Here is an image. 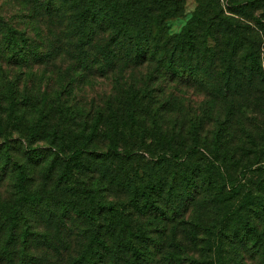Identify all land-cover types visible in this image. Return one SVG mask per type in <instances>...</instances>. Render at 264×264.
Masks as SVG:
<instances>
[{
  "label": "trees",
  "instance_id": "16d2710c",
  "mask_svg": "<svg viewBox=\"0 0 264 264\" xmlns=\"http://www.w3.org/2000/svg\"><path fill=\"white\" fill-rule=\"evenodd\" d=\"M29 7L51 19V31L46 28L56 41L50 50L71 63L62 91L76 79H112L117 87L95 109L69 100L60 104L57 94L35 97L39 107L26 97L21 104L11 95L0 99V113L6 115H0V186L8 181L16 191L10 200L0 192V261L14 262L17 255L23 261L26 250L17 252L14 237L28 235L27 213L52 208L80 216L92 227L101 222L109 234L114 228L127 232L134 210L175 226L187 224L191 229L183 228L185 237L190 230L205 229L221 246L250 245L252 254L264 260V233L250 218V213L264 215V167L253 169L264 157V18L254 22L255 31L233 19L250 22L248 12L263 9L264 0L231 2L226 11L218 0H198L173 34L169 22L183 16L181 0H30ZM0 31V52L5 49L9 62L40 59L25 32L2 19ZM135 74L140 83L122 87L120 82H131ZM155 81L167 89L183 87V92L161 99L150 87ZM29 108L34 117L27 134H19L25 162H12L8 123L27 119ZM258 121L263 128L254 134ZM101 126L109 138L100 152ZM34 143L45 146L32 148ZM245 143L259 152L246 150ZM43 152L53 157L49 189L46 182L33 187L29 173L31 163L48 161ZM203 160L210 166L204 172ZM254 173L261 175L255 184L249 179ZM227 185L230 196L222 197ZM113 197L126 201L120 207L108 201ZM206 205L212 207L214 223L191 220L196 208ZM175 231L173 237L179 234ZM98 245L89 236L83 254L65 263L104 264ZM53 256L60 252L54 249Z\"/></svg>",
  "mask_w": 264,
  "mask_h": 264
},
{
  "label": "rangeland",
  "instance_id": "374dc122",
  "mask_svg": "<svg viewBox=\"0 0 264 264\" xmlns=\"http://www.w3.org/2000/svg\"><path fill=\"white\" fill-rule=\"evenodd\" d=\"M29 1L30 0H0V19H2L5 24L18 31L25 32L27 37L34 42L37 47L36 53L38 57H40L38 60L23 61L16 65V62H9L7 60V53H4L5 49H2L0 52V99L5 100V96L11 95L15 97V99H18V102L21 104L25 103L23 98L26 97L29 98L31 102H36L35 105L39 107L41 100L36 101L35 97H54L55 94H57L58 96H55L54 99L56 97H61L60 104L65 105V102L69 100L72 104L78 106V108L84 105L91 106V104L92 108H98L97 105H101L107 101V99H105L106 97L114 94V88L117 87V84H115L112 79L104 78H90L87 80L76 79L74 85L70 86L69 84L64 88V91H62V86L66 84L65 80L62 79L67 71L65 68L70 66L71 63H63L58 57L56 59L57 51L55 49L52 51L50 50L56 38L54 34L51 35L47 30V28L50 30L49 27L51 25L49 22L51 19L47 16H43V14L39 12L33 11L31 7H29ZM150 1L151 0H149V2ZM181 1L183 16L169 22L168 28L169 32L172 34L180 31L181 27L194 12L198 4V0ZM236 1L243 0H218L221 8L225 11L228 4ZM248 13V18H251L249 20L250 22L239 19L240 17L236 16L233 19L239 27L245 28V26L249 25L255 27V29H253L254 31L258 30L259 26L254 22L256 20L261 21L262 18H264V8L261 10H251ZM53 21L56 22L55 20ZM53 33L56 34L55 31H53ZM2 39L3 34H1L0 31V46H2ZM263 47L264 40H262V48ZM57 48L58 45L56 46V49ZM124 81L120 82L124 88L126 87V83H134L135 85L140 83L138 74L132 77L131 82L128 80ZM166 86L167 84L162 83V81H155L150 84V87H153L157 91V96L161 99L166 100L165 94H167L168 97L173 96L175 98L181 96L183 87L175 86L176 88H174V85H170V89H167ZM103 108H105V106ZM28 112L29 115L24 121L18 119V122L13 121L12 124L8 123L9 128L13 130V134H11L12 140L10 141L12 162H25L23 149L20 146L22 143L19 142V138L22 137V135L19 134L28 131L30 121L34 117L30 115V113L33 112L32 108H29ZM0 115L2 118L6 116L5 113H0ZM53 116H56V114L54 113ZM15 118L16 116L14 119ZM254 127V134H258L260 129L262 130L263 128L260 121H258ZM254 127L251 131H253ZM212 130L214 132V129ZM0 131H2L1 128ZM212 133L210 135L211 137ZM97 135L99 136L98 147L101 152L102 148L108 144L109 135L102 126ZM205 135L204 133L203 136ZM44 146L45 143H34L32 148ZM251 148L253 151L259 152V149L255 148L254 145L251 147V145L245 143L246 150ZM43 153L44 154H41L43 160L48 161L45 163L43 162V164L39 166H36L40 162L39 160L36 163H31L33 166H30L29 173L34 179L33 187H38L39 183L46 182L42 184H46L49 189L50 187L48 184L52 179L51 176L53 172V168L51 169L52 166L49 165V160H52L53 157L49 155L48 152ZM145 158H147V160L149 159L147 156H145ZM260 158H262L261 161L263 162L256 164L253 169L264 167V157ZM237 161L248 162V160H235L234 163H237ZM250 161L255 163L257 160L255 161L253 159ZM199 165L201 166L200 169L202 172H204L207 167H210L205 160ZM58 172L59 171L56 170L55 175L58 174ZM259 174L254 173L249 175V179L253 184L258 183L260 180L261 177L257 179L261 176ZM253 176H256V178ZM227 186L222 197L230 196V192H228L230 185ZM0 192L4 199L9 200L13 198V195L16 193L15 189L12 188L8 181L0 186ZM207 198L211 199L212 197L207 196ZM110 200H115L120 207H122L126 201L123 197H113L108 199V201ZM203 207L204 208H196L194 219L192 218L191 220L197 222V219H201L206 225L211 224V222L214 223V220L212 221V218H214L213 212L209 214L212 207L208 205ZM31 213H27L28 222H26V225H28L29 233L26 235V238L23 239V236H20L21 233H18L14 237L17 252H19L20 249L26 250L23 261L19 259L17 255L14 262L0 261V264H66L65 262H68L69 257L73 254H83V246L89 242V236L93 241L97 238L99 244H101L100 246L98 245L95 250L97 252L101 251L102 257L106 258L104 264H191L192 260L198 264H264V260L259 255L256 256L252 254L253 251L249 249L250 245H248L246 249H237L228 243L221 246L219 243L217 244L210 240V235L206 233L205 229L190 230V234L185 237V233L182 235L183 228H185L184 232L191 229L187 224H184L185 227L180 225L175 226V224H169L168 221H164L163 219L140 216L134 210L129 212V219L131 220V227L128 228L129 230L127 229V232L124 231L120 233L119 230L114 228L112 230L113 234L107 233V226L101 222L92 227L88 225L86 221L79 219L80 216H75V214L71 212H65L63 214L57 208H52L50 211L40 210ZM60 216H62V221L58 220ZM250 218L253 225L263 234L264 215L250 213ZM175 227H177L176 231H178L180 235L178 234L179 236L176 235V237H173L172 231H175ZM193 234L195 236L194 238L192 237ZM191 242L193 244H191ZM63 244L67 246L63 248ZM54 249L60 252V257L53 256ZM76 259L80 260V257L77 256ZM86 259H89V256H86L85 260ZM194 262L192 264H195Z\"/></svg>",
  "mask_w": 264,
  "mask_h": 264
}]
</instances>
